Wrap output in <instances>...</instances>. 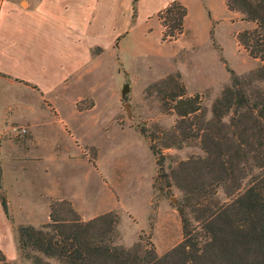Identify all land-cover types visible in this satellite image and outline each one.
Masks as SVG:
<instances>
[{
	"label": "rangeland",
	"instance_id": "rangeland-1",
	"mask_svg": "<svg viewBox=\"0 0 264 264\" xmlns=\"http://www.w3.org/2000/svg\"><path fill=\"white\" fill-rule=\"evenodd\" d=\"M190 20L193 29L202 33L201 43L191 33L178 42L161 41L160 25L154 19L146 39V57L140 34L124 40L119 57L109 54L99 62L102 67L77 85L82 92L74 101L69 100L71 92L58 91L54 102L43 103L35 94L13 90L0 80V121L6 120L0 125V194L8 201V218L15 229L19 261L13 264H33L21 257L18 227L49 222L51 200L57 199L71 201L84 220L115 212L120 219L117 243L127 248L137 244L143 248L151 242L163 255L181 242L177 202L183 193L173 179L169 183L159 176L150 138H156V147L166 155L167 172L180 160L205 153L192 140L184 139L181 147H163L169 136L162 131L173 132L178 119L166 98L182 90L200 93L209 119L214 101L232 82L230 69L242 77L260 64L237 38L241 29L253 23L229 10L224 0L192 5ZM101 51L95 47L93 55ZM47 114L61 119L64 131L59 135L47 137L38 130L34 138L28 124L18 122ZM71 120L75 135L65 133L70 132ZM12 190L16 194L9 196ZM219 195L226 197L224 192Z\"/></svg>",
	"mask_w": 264,
	"mask_h": 264
},
{
	"label": "trees",
	"instance_id": "trees-1",
	"mask_svg": "<svg viewBox=\"0 0 264 264\" xmlns=\"http://www.w3.org/2000/svg\"><path fill=\"white\" fill-rule=\"evenodd\" d=\"M224 2L253 23L237 38L259 66L242 77L230 69L232 82L214 101L209 119L200 93L182 90L166 98L178 119L173 132L162 131L169 136L163 147H181L184 139L192 140L204 156L180 160L167 172L166 155L156 147V138H150L159 176L169 183L173 179L183 193L177 202L181 242L163 255L151 242L127 248L117 243L120 219L115 212L84 220L71 201L57 199L51 200L49 222L18 227L21 257L33 264H55L44 257L56 264H264V0ZM188 13L180 0L159 11L161 41L173 42L184 34ZM0 200L9 217L5 195L0 194ZM0 264H12L1 249Z\"/></svg>",
	"mask_w": 264,
	"mask_h": 264
},
{
	"label": "crops",
	"instance_id": "crops-1",
	"mask_svg": "<svg viewBox=\"0 0 264 264\" xmlns=\"http://www.w3.org/2000/svg\"><path fill=\"white\" fill-rule=\"evenodd\" d=\"M171 1L138 0L134 17V0H0V80L13 90L26 91L30 96L35 94L43 103L54 102L58 91L66 95L71 92L69 100L74 101L82 92L77 85L89 73L102 67V63L98 67L99 62L109 54L119 57L124 40L140 34L146 57L151 21L156 19L159 23L162 36L158 13ZM180 1L189 10L184 34H193L194 41L201 43L202 33L193 29L190 15L191 6H203L204 0ZM178 41L180 38L173 42ZM95 47H101L102 51L94 56ZM13 105L17 108L19 103L16 101ZM13 105L8 104L9 110ZM59 121L61 119L55 115L47 114L34 121L22 119L18 122L28 124L32 136L37 138L38 130L47 137L54 133L59 135L64 131ZM5 122L1 120L0 125ZM69 123L72 125L70 132L65 133L75 135L77 129L72 120ZM10 192L9 196L16 194L15 190ZM11 199L9 197V201ZM0 249L12 264L19 261L14 225L1 200Z\"/></svg>",
	"mask_w": 264,
	"mask_h": 264
},
{
	"label": "water",
	"instance_id": "water-1",
	"mask_svg": "<svg viewBox=\"0 0 264 264\" xmlns=\"http://www.w3.org/2000/svg\"><path fill=\"white\" fill-rule=\"evenodd\" d=\"M127 88H128V84L125 85V87H124V91L127 90Z\"/></svg>",
	"mask_w": 264,
	"mask_h": 264
}]
</instances>
